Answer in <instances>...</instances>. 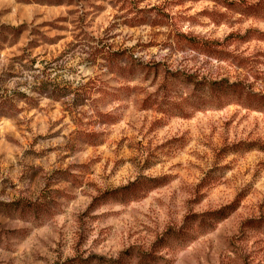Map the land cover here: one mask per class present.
Listing matches in <instances>:
<instances>
[{"label":"rangeland","instance_id":"rangeland-1","mask_svg":"<svg viewBox=\"0 0 264 264\" xmlns=\"http://www.w3.org/2000/svg\"><path fill=\"white\" fill-rule=\"evenodd\" d=\"M224 1L0 0V264H264V0Z\"/></svg>","mask_w":264,"mask_h":264},{"label":"trees","instance_id":"trees-1","mask_svg":"<svg viewBox=\"0 0 264 264\" xmlns=\"http://www.w3.org/2000/svg\"><path fill=\"white\" fill-rule=\"evenodd\" d=\"M228 1L225 0L224 3L225 6L227 7H233V4L230 3L228 4L227 3ZM227 3V4H226ZM230 5V6H229ZM258 6H260L259 4H251L247 7V9H257ZM234 7H236L234 5ZM234 9H237V8H234ZM239 11H241L242 13H248L246 9H240ZM256 14V12H255ZM253 15V14H252ZM225 82H210L208 87L209 89H211L212 91H215L216 89H218L217 91L220 93L221 92V95L224 94V95H231V94H234V93H241L243 92L242 91V88L239 84L237 83H233V84H224ZM197 84V83H196ZM216 84V87H214L213 85ZM217 85H222V87H219L217 88ZM214 87V88H213ZM219 95V94H218ZM247 96H248V100H249V103H254L255 100H259V101H262L264 100V95L263 94H256V93H251V92H247ZM222 103V102H221ZM225 102H223L224 104ZM251 105V104H250Z\"/></svg>","mask_w":264,"mask_h":264}]
</instances>
